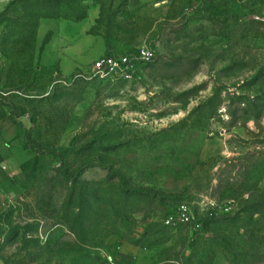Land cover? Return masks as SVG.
Returning <instances> with one entry per match:
<instances>
[{
  "label": "rangeland",
  "instance_id": "obj_1",
  "mask_svg": "<svg viewBox=\"0 0 264 264\" xmlns=\"http://www.w3.org/2000/svg\"><path fill=\"white\" fill-rule=\"evenodd\" d=\"M56 1L0 0V264H264V0ZM92 3L105 55L153 50L131 78L40 57Z\"/></svg>",
  "mask_w": 264,
  "mask_h": 264
},
{
  "label": "crops",
  "instance_id": "obj_2",
  "mask_svg": "<svg viewBox=\"0 0 264 264\" xmlns=\"http://www.w3.org/2000/svg\"><path fill=\"white\" fill-rule=\"evenodd\" d=\"M149 1L151 0H128L132 7L141 6ZM100 17V6L92 3L87 14L79 20L42 18L37 29L41 42L40 57L54 59L62 73L69 76L79 68L88 67L93 60L108 52L106 39L92 31ZM9 135L8 127L0 121V216L5 210V196L11 183L7 170L11 159L7 153ZM121 256L128 262L132 255L124 252Z\"/></svg>",
  "mask_w": 264,
  "mask_h": 264
},
{
  "label": "built area",
  "instance_id": "obj_3",
  "mask_svg": "<svg viewBox=\"0 0 264 264\" xmlns=\"http://www.w3.org/2000/svg\"><path fill=\"white\" fill-rule=\"evenodd\" d=\"M153 55V50L148 47L141 49L136 56L107 54L91 64L90 75L99 80L114 78L129 79L134 74L137 63L139 61L151 60ZM77 76L79 77L81 74ZM190 222L194 223V226L200 227V224L194 221V216L186 204L178 206L175 213L164 219V224L167 226H177Z\"/></svg>",
  "mask_w": 264,
  "mask_h": 264
},
{
  "label": "trees",
  "instance_id": "obj_4",
  "mask_svg": "<svg viewBox=\"0 0 264 264\" xmlns=\"http://www.w3.org/2000/svg\"><path fill=\"white\" fill-rule=\"evenodd\" d=\"M45 1V5L46 7H52L53 3L57 2L56 0H44ZM47 17H59V15H53V16H48V15H44V18H47ZM2 215V214H1Z\"/></svg>",
  "mask_w": 264,
  "mask_h": 264
}]
</instances>
